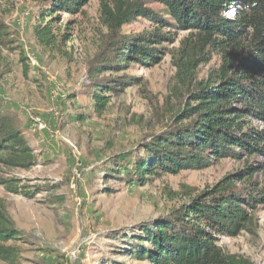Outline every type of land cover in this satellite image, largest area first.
<instances>
[{
    "label": "rangeland",
    "instance_id": "374dc122",
    "mask_svg": "<svg viewBox=\"0 0 264 264\" xmlns=\"http://www.w3.org/2000/svg\"><path fill=\"white\" fill-rule=\"evenodd\" d=\"M141 1L162 8L158 0ZM40 8L34 0H0V18L10 31L0 40V112L24 129L37 161L29 170L0 165V177L20 179L34 190L28 197L0 186V197L21 233L14 242L18 264H148L129 255L136 235L145 225L180 209L186 194L212 189L248 165L254 167L248 176L264 185L262 156L225 159L206 170L163 175L146 186L104 182L107 162L128 156L133 163L145 142L173 126L183 96L174 90L176 68L170 53L188 32L173 30L176 42L167 44V54L158 64L145 67L134 62L122 72L138 82L113 97L109 108L98 115L91 106L83 107L91 103L90 69L108 38L101 0H90L76 15L58 14L54 27L60 43L48 51L34 34L42 23ZM152 28L148 20L140 19L123 32L137 35ZM217 63L218 58L204 66L201 77ZM115 76L107 73L101 78ZM82 113L90 115L84 122L76 119ZM258 217L256 236L224 238L223 249L264 264V206Z\"/></svg>",
    "mask_w": 264,
    "mask_h": 264
},
{
    "label": "trees",
    "instance_id": "16d2710c",
    "mask_svg": "<svg viewBox=\"0 0 264 264\" xmlns=\"http://www.w3.org/2000/svg\"><path fill=\"white\" fill-rule=\"evenodd\" d=\"M34 1L41 4L42 22L35 26L34 34L46 51L57 49L60 43L54 27L57 15L79 14L90 2ZM158 2L160 9L141 0H101L108 38L90 69L93 83L87 94L91 103L83 107L91 106L98 115L104 114L113 97L138 82L122 72L134 62L145 67L158 64L167 54V44L176 42L174 31L188 32L170 53L176 68L174 90L183 96L173 126L145 142L133 163L128 156L107 162L106 183L120 180L126 186H146L154 178L206 170L225 159L264 157V0ZM230 11L233 13L228 15ZM140 19L148 20L152 30L137 35L123 32ZM8 28L0 18V40L10 35ZM216 58L218 63L202 78V68ZM107 73L116 76L101 78ZM89 116L82 113L76 119L84 122ZM36 163L24 129L0 112V165L29 170ZM253 169L248 165L212 189L186 194L180 209L141 229L129 255L148 264H255L220 245L224 238L258 234L264 185L248 176ZM0 186L28 197L34 192L20 179L0 177ZM20 239L0 197V261L18 264L20 254L14 242Z\"/></svg>",
    "mask_w": 264,
    "mask_h": 264
},
{
    "label": "built area",
    "instance_id": "2783aa9c",
    "mask_svg": "<svg viewBox=\"0 0 264 264\" xmlns=\"http://www.w3.org/2000/svg\"><path fill=\"white\" fill-rule=\"evenodd\" d=\"M29 59H30V62L32 65H35L36 64V61L33 57L29 56Z\"/></svg>",
    "mask_w": 264,
    "mask_h": 264
}]
</instances>
